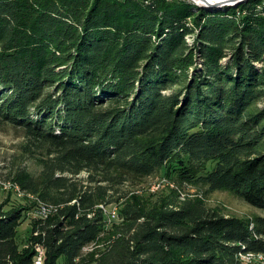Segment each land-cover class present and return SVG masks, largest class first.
<instances>
[{
	"label": "trees",
	"instance_id": "obj_1",
	"mask_svg": "<svg viewBox=\"0 0 264 264\" xmlns=\"http://www.w3.org/2000/svg\"><path fill=\"white\" fill-rule=\"evenodd\" d=\"M0 122L41 166L10 179L56 211L22 240L25 208L0 207V264H34L36 244L43 264H84L101 235L93 264L264 254V217L128 187L164 171L264 210V0H0Z\"/></svg>",
	"mask_w": 264,
	"mask_h": 264
},
{
	"label": "rangeland",
	"instance_id": "obj_2",
	"mask_svg": "<svg viewBox=\"0 0 264 264\" xmlns=\"http://www.w3.org/2000/svg\"><path fill=\"white\" fill-rule=\"evenodd\" d=\"M189 1L194 3L192 0ZM238 4L217 8H205L200 6V8L219 10L230 6L234 7ZM24 143L25 136L22 128L13 126L10 123L0 122V207H3L4 210L25 208L24 216L18 228L22 240L28 236L33 222L37 220H46L56 212L52 205V210L47 218H40L37 214L38 206H48L51 204L40 200L36 195L21 190L20 187L17 184H14L10 179L11 172L19 167L27 168L35 177H38L41 171V166L38 165L35 159L24 152ZM81 176H85V173H82ZM7 185H13V187H7ZM128 187L135 190V193L142 194L148 198H153V200L156 198H167L172 195L179 201L199 199L207 207L216 209L227 217H239L244 219H253L259 216L264 217V210L246 203L229 191L219 190L208 192L205 188L184 183L181 184L176 181L175 178L169 177L165 174L164 171H159L155 175L146 179L135 181ZM113 208L118 210V204L105 207L106 214L108 215V210ZM116 218L108 220V227L111 226ZM36 233L38 234V230L33 234L37 235ZM102 238L103 235H101V238L97 242H94L83 249V255L86 257L84 264H93L92 259L97 257L104 249L105 242H102ZM93 252H95L94 257L89 256V254ZM240 257L242 264H264V254L258 256V254L248 253L240 255Z\"/></svg>",
	"mask_w": 264,
	"mask_h": 264
},
{
	"label": "built area",
	"instance_id": "obj_3",
	"mask_svg": "<svg viewBox=\"0 0 264 264\" xmlns=\"http://www.w3.org/2000/svg\"><path fill=\"white\" fill-rule=\"evenodd\" d=\"M7 187H13V185H7ZM51 210H52V205H48V206L39 205L37 209V214L39 215L40 218L45 219ZM116 217H117L116 208L108 210V220H112ZM35 252L36 254L34 257V264H43L45 255H42V245L41 244H36ZM258 256H260V253L258 254Z\"/></svg>",
	"mask_w": 264,
	"mask_h": 264
},
{
	"label": "water",
	"instance_id": "obj_4",
	"mask_svg": "<svg viewBox=\"0 0 264 264\" xmlns=\"http://www.w3.org/2000/svg\"><path fill=\"white\" fill-rule=\"evenodd\" d=\"M196 5H198L200 7V5L198 3H196L194 0H192ZM205 2V5L201 6V7H205V8H217V7H224V6H227V5H231V4H238V3H241L242 1L244 0H232L231 2H227L226 0L222 1L221 3L218 2V3H212V2H208L207 0H202Z\"/></svg>",
	"mask_w": 264,
	"mask_h": 264
},
{
	"label": "bare ground",
	"instance_id": "obj_5",
	"mask_svg": "<svg viewBox=\"0 0 264 264\" xmlns=\"http://www.w3.org/2000/svg\"><path fill=\"white\" fill-rule=\"evenodd\" d=\"M196 3H198L200 6H203V5H205V2L204 1H202V0H194ZM208 2H212V3H218V2H222V1H224V0H207ZM227 2H231L232 0H226ZM245 1H248V0H244V1H242V2H245ZM232 5V4H231ZM190 40V39H189ZM41 206H44V205H41ZM100 207L101 208H103L104 209V211H105V206L104 205H100ZM42 255H45V250H44V248L42 247Z\"/></svg>",
	"mask_w": 264,
	"mask_h": 264
}]
</instances>
